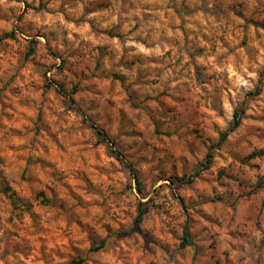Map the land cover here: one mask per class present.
Returning <instances> with one entry per match:
<instances>
[{
    "label": "clouds",
    "instance_id": "9594fccd",
    "mask_svg": "<svg viewBox=\"0 0 264 264\" xmlns=\"http://www.w3.org/2000/svg\"><path fill=\"white\" fill-rule=\"evenodd\" d=\"M0 264H264V0H0Z\"/></svg>",
    "mask_w": 264,
    "mask_h": 264
}]
</instances>
